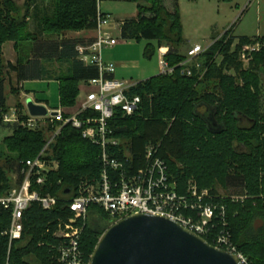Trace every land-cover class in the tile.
<instances>
[{
	"label": "trees",
	"instance_id": "trees-1",
	"mask_svg": "<svg viewBox=\"0 0 264 264\" xmlns=\"http://www.w3.org/2000/svg\"><path fill=\"white\" fill-rule=\"evenodd\" d=\"M139 4V14L122 24L123 40L147 42L145 55L152 58L162 46H168L167 56L176 66L185 59L180 52L184 44L183 26L178 0H129ZM226 2L232 0H223ZM51 14L42 16L39 32H28L30 14L39 19L31 6L23 16L18 13L14 0H0V110L4 108L5 70L16 73L18 81L41 80L45 77L43 61L67 63L69 70L56 77L60 82V105L71 108L76 105L80 84L87 85L100 77L94 65L81 61L80 46L87 44L79 39L57 40L66 32L96 31L99 0H54ZM19 14V13H18ZM37 18V19H36ZM229 30L226 32V34ZM46 34L56 39L43 40ZM259 38L223 35L202 58L205 80H219L218 92L197 95L196 85L201 83L200 72L193 77H183L177 71L173 76L158 75L140 81L131 90L132 96H140V109L132 116H124L120 110L110 122L113 136L122 144L111 152L124 160V152L131 154V167L137 171L146 165V150L157 148V156L168 166L173 182L181 193H186L194 182L201 190H209L227 207L228 230L238 251L250 264H264V113L261 100V79L258 74L264 64V49L253 55L252 67L242 69L239 53L246 44ZM264 41V38L260 39ZM15 42L16 50L32 44L33 59L27 64H4L3 45ZM238 43L235 45V43ZM91 43V42H90ZM89 45V44H88ZM235 45V46H234ZM233 54L230 52L233 51ZM226 55V63L240 71L243 84L224 74L212 63L217 52ZM209 66V67H208ZM19 95V89H13ZM21 121L27 119L23 105L16 106ZM13 135L4 139V146L11 156L7 162L16 164L18 174L28 160L36 159L46 145V134L20 125H12ZM51 160L59 163V170L51 173L39 192L58 199L51 210L34 203L23 218L21 239L11 240V214L0 208V264H59L54 249L59 240L55 237L61 222L70 220L73 197L78 194L82 182L97 183L103 164L101 148L82 137L80 131L67 125L51 147ZM21 181V179H20ZM224 189H242L243 201H232L222 195ZM13 188L12 179L5 167L0 166V196ZM111 219L97 206L90 209L89 220L81 240L85 263L91 256L100 237L108 229ZM210 243L214 241L205 237Z\"/></svg>",
	"mask_w": 264,
	"mask_h": 264
},
{
	"label": "built area",
	"instance_id": "built-area-1",
	"mask_svg": "<svg viewBox=\"0 0 264 264\" xmlns=\"http://www.w3.org/2000/svg\"><path fill=\"white\" fill-rule=\"evenodd\" d=\"M110 20L111 17L99 7L95 39L88 46L79 47L81 61L96 66L100 77L87 84L89 92L76 112L67 114L61 108L50 109L45 105L47 116H31L27 109V119L21 121L16 109L11 113L0 110L1 124L20 125L46 134V145L42 153L23 164L20 172L15 174L13 188L6 195L0 196V208L11 214V228L7 234L11 240L21 239L23 218L32 204L38 203L44 210H51L57 205L56 197L44 196L38 189H42L51 173L59 170L58 161L49 159L51 147L60 137L63 128L71 125L81 132L85 140L101 148L103 169L97 183H81L78 194L70 203L74 216L59 224L55 233L59 243L54 247L59 264H87L81 240L92 206L105 211L112 225L135 214L171 219L203 238H212V245L232 252L242 264H250L233 242L228 230L227 207L222 203L221 195L215 196L209 190H201L193 182L189 183L186 193H181L169 175L168 166L157 156V148L154 146L147 148L146 165L137 171L131 167L129 151L124 152V160L111 152L112 148L116 149L122 144L120 139L113 136L110 126L115 112L120 110L124 116H132L140 109L142 100L140 96H132L130 93L138 82L116 79L114 75L117 65L104 60L103 52L118 44V40L105 30ZM221 37L223 35L218 39ZM215 42L206 47L196 45L189 49L184 61L176 66L171 65L167 59L170 48L162 46L159 50V75L173 76L177 71L183 77H193L199 72L203 75L205 70L202 71V58ZM263 49L264 41L258 39L244 46L240 54L247 58ZM228 199L243 201L246 197L232 196Z\"/></svg>",
	"mask_w": 264,
	"mask_h": 264
},
{
	"label": "rangeland",
	"instance_id": "rangeland-1",
	"mask_svg": "<svg viewBox=\"0 0 264 264\" xmlns=\"http://www.w3.org/2000/svg\"><path fill=\"white\" fill-rule=\"evenodd\" d=\"M171 0H167V7L172 8ZM180 5V15L183 26L184 44L180 47V52L184 55L188 51L185 45L200 44L203 47L207 46L213 37L225 35L226 41L233 35L236 37H254L256 35L264 36V0H232L229 2L223 0H178ZM139 4L129 0H99V7L102 11L111 14V20L105 30L118 40V44L107 49L103 53L105 62H112L118 65V72L124 74V79L128 82H140L146 78L158 76L160 74L158 52L152 58L145 55L147 42L140 40H123L121 37L120 26L125 20H133L139 14ZM22 5V4H21ZM25 10L23 9V12ZM19 16H23L21 13ZM234 27V28H233ZM229 32L226 34V30ZM255 38V37H254ZM262 39V38H259ZM237 43V42H236ZM247 45V44H246ZM244 45V46H246ZM242 49V48H241ZM233 51L230 53L233 54ZM239 62L242 69L249 70L252 67L253 55L243 58L239 53ZM226 55L222 52H217L212 59L211 64L217 65L222 69L224 74L232 76L237 80L238 84H243L242 77L239 76L242 69L237 70L234 66L226 63ZM5 64L4 58H2ZM6 65V64H5ZM58 66L50 68L54 69ZM59 71L56 74H65L69 70V65L59 66ZM209 67V66H208ZM261 79V100L263 103L264 113V64L261 65L258 72ZM4 76V75H3ZM205 73L200 76L201 83L196 85L195 89L198 96H202L211 92H218L219 80H205ZM26 92H30L34 102L47 100L50 102L51 108H60L58 83L48 82L45 80L27 81L23 85ZM89 87L80 89V94L77 98L76 105L73 111L76 112L82 101L85 99ZM15 103L5 104L4 108L11 113L16 109L19 100V95L13 93ZM33 96V97H32ZM22 104V103H21ZM23 105V104H22ZM26 113L25 105L23 106ZM17 110V109H16ZM71 111V112H73ZM65 112V111H64ZM73 112V113H74ZM66 113V112H65ZM17 114L20 115L19 111ZM27 116V115H26ZM15 128H13L14 130ZM0 127V166L5 167L8 176L12 179L14 185L15 166L7 162V157L11 156L7 148L4 146V139L11 137L13 132ZM10 135V136H9ZM192 183V182H191ZM194 183V182H193ZM196 184V183H195ZM220 192L225 196L245 197L239 195L242 189L220 187ZM231 196V197H232ZM112 226L110 223L108 229ZM107 229V230H108ZM106 230V231H107ZM105 231V232H106ZM102 237V236H101ZM100 237V239H101ZM99 239V240H100Z\"/></svg>",
	"mask_w": 264,
	"mask_h": 264
},
{
	"label": "water",
	"instance_id": "water-1",
	"mask_svg": "<svg viewBox=\"0 0 264 264\" xmlns=\"http://www.w3.org/2000/svg\"><path fill=\"white\" fill-rule=\"evenodd\" d=\"M31 116L48 115L47 107L26 101ZM89 264H242L232 252L171 219L135 214L112 225L99 240Z\"/></svg>",
	"mask_w": 264,
	"mask_h": 264
},
{
	"label": "crops",
	"instance_id": "crops-1",
	"mask_svg": "<svg viewBox=\"0 0 264 264\" xmlns=\"http://www.w3.org/2000/svg\"><path fill=\"white\" fill-rule=\"evenodd\" d=\"M18 6V13L24 15L26 13V10H27V6L26 5H32L31 6V13H35L36 10H37V14L39 16V19L35 20L33 19V16L30 14V16L28 17V22H29V27H28V32L30 33H33V32H39V23L41 18H43L42 16H45V15H49L52 13L53 11V4H54V0H14ZM22 4V5H21ZM23 9L25 10L23 12ZM102 11V10H101ZM104 14L106 15H109L111 16V14L109 13H106L104 11H102ZM16 13V14H13L14 16H19V14ZM127 21V20H125ZM123 21L121 23V26H120V32L122 31V24L125 22ZM234 28V27H233ZM95 36H96V32L95 31H89V30H83V31H80V32H73V31H69V32H66L65 34H62L60 37H56L57 40H62V39H79L83 42H85L88 46V44H91L94 39H95ZM235 36V35H234ZM41 39L43 40H49V39H56V38H52V37H49L48 35L46 34H43L40 36ZM220 36L218 37H213L211 39V42L208 44L210 45L211 43H213L215 41V39L217 40ZM236 37V36H235ZM244 37V36H243ZM255 38H264V36H261V35H256L254 36ZM252 37V38H254ZM127 41V40H125ZM91 42V43H90ZM196 45H200V44H190V45H185V47L189 49L193 48L194 46ZM207 45V46H208ZM202 46V45H201ZM80 47H85V46H80ZM206 47V46H205ZM3 58H4V61H5V64H8V63H12L14 65H17L18 63H22V64H27L28 61L32 60L33 59V53H32V44L31 43H26L24 44L20 50H16V47H15V42H7L3 45ZM158 56H159V53H158ZM116 64V63H115ZM54 67L55 66H58L56 69V71H54V69L50 68V66ZM64 65H68L67 63H60L58 61H46L44 60L43 61V66H44V69H45V77L41 80H45V81H48V82H57L58 83V92H59V89H60V82L58 81V79L56 77H58L60 74H56V72L59 71V66H64ZM117 68H118V65H117ZM114 77L118 80H121V79H124V74L119 71L118 72V69L116 70L115 72V75ZM154 77V76H153ZM2 78H4V94H5V97H6V102L7 104H10V103H15V99H14V96H13V89H19V100L21 101V103L23 104V106L25 105V108L26 110L28 109L27 108V105H26V101L30 98L29 96H31V93L30 92H26L23 88V84L27 81H23V82H19L18 81V76L16 73H9L8 70H5L4 72V76H2ZM151 78V77H150ZM149 78H146L145 80H147ZM30 81V80H29ZM123 81H126V80H123ZM83 88H87V85L85 84H80V89L82 91ZM33 97V96H32ZM59 100H60V93H59ZM35 103L37 104H43V105H46L48 106L50 109H59V108H51L50 107V102L47 101V100H41V101H36ZM6 104V103H5ZM60 108L63 109L67 114H72L74 111H73V108H64L60 105ZM73 111V112H71ZM0 127L2 129H6L10 132V135L12 134L11 132H13V126L12 125H5V124H1L0 123ZM9 135V136H10Z\"/></svg>",
	"mask_w": 264,
	"mask_h": 264
}]
</instances>
